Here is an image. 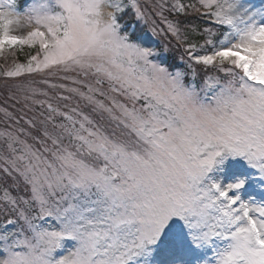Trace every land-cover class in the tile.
<instances>
[{"label":"snow or ice","instance_id":"6c2138e0","mask_svg":"<svg viewBox=\"0 0 264 264\" xmlns=\"http://www.w3.org/2000/svg\"><path fill=\"white\" fill-rule=\"evenodd\" d=\"M0 61V264H264V0H4Z\"/></svg>","mask_w":264,"mask_h":264},{"label":"rangeland","instance_id":"374dc122","mask_svg":"<svg viewBox=\"0 0 264 264\" xmlns=\"http://www.w3.org/2000/svg\"><path fill=\"white\" fill-rule=\"evenodd\" d=\"M0 2H4V0H0ZM32 2H33V0H31V1H28V0H17L18 10L21 13L22 22H23V13H24L25 5H27L29 3H32ZM0 63H3V61H0ZM6 97H7V94H6V96L5 95L1 96V98H0V105H3L4 100L6 99ZM19 107H21V105H17V108H19ZM9 110H12V109H9ZM0 126H2V125H0Z\"/></svg>","mask_w":264,"mask_h":264},{"label":"trees","instance_id":"16d2710c","mask_svg":"<svg viewBox=\"0 0 264 264\" xmlns=\"http://www.w3.org/2000/svg\"><path fill=\"white\" fill-rule=\"evenodd\" d=\"M7 92L5 90V87L2 83H0V98L1 96L5 95L6 96Z\"/></svg>","mask_w":264,"mask_h":264}]
</instances>
